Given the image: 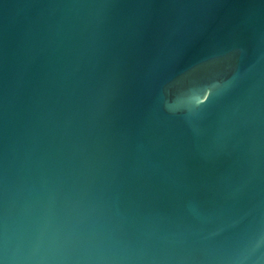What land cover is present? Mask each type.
I'll return each mask as SVG.
<instances>
[{"label": "water", "instance_id": "water-1", "mask_svg": "<svg viewBox=\"0 0 264 264\" xmlns=\"http://www.w3.org/2000/svg\"><path fill=\"white\" fill-rule=\"evenodd\" d=\"M0 264H264V0H0Z\"/></svg>", "mask_w": 264, "mask_h": 264}, {"label": "clouds", "instance_id": "clouds-1", "mask_svg": "<svg viewBox=\"0 0 264 264\" xmlns=\"http://www.w3.org/2000/svg\"><path fill=\"white\" fill-rule=\"evenodd\" d=\"M219 87L218 82L206 86L193 85L186 90L183 98L194 102L195 106H200L205 104L211 98L213 90Z\"/></svg>", "mask_w": 264, "mask_h": 264}]
</instances>
